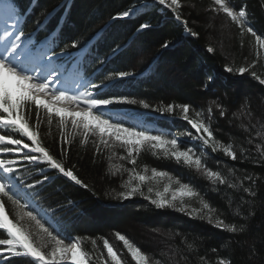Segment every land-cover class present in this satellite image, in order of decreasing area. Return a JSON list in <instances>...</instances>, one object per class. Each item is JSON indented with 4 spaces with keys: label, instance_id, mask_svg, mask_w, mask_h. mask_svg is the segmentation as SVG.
<instances>
[{
    "label": "trees",
    "instance_id": "1",
    "mask_svg": "<svg viewBox=\"0 0 264 264\" xmlns=\"http://www.w3.org/2000/svg\"><path fill=\"white\" fill-rule=\"evenodd\" d=\"M59 2L16 0L19 9L26 15L25 29L31 30L33 21L41 12ZM231 3L237 9L246 4V18L258 33L264 34V0H231ZM132 4L140 8L137 15L112 19ZM181 4L180 11L188 21V27L199 33L198 38L187 34L183 25L174 19L173 13L162 6H155L153 0H71L69 11L65 13L63 9L59 10L46 31L54 30L64 18L59 35L61 47L74 39L82 38L83 42L99 33L93 41L92 56L88 57L92 63L86 67L85 79L99 83L106 75L127 70L133 75L117 80V86L107 90V95L142 99L153 108L187 103L192 108L204 110L205 115L207 108L212 106L214 135L225 143L231 138L234 144H243L245 148L252 149L254 156L258 155L255 148L244 140L247 133L238 127L241 122L247 123V120L243 117L232 119L231 123L229 120L246 99L255 117H264V85L259 84L249 73L241 76L227 73L224 69L226 65L254 63V70L264 77V49H260L258 54L253 46L255 38L248 33H245L242 44L239 27L225 14L211 11V0H181ZM144 22H148L151 27L137 31ZM45 34L44 31L40 32L37 39L43 38ZM165 42L168 43L167 48L162 47ZM207 46L213 47L214 52L209 53ZM69 51L74 52L75 49ZM96 56L103 57L105 63H98ZM213 101L226 107V116L220 117ZM110 107L130 116H140L179 138L186 136L180 135L185 129L195 133L181 119L166 120L158 113L137 105ZM41 116L44 117L42 109ZM40 131L43 142L60 158L61 137L55 119L51 129L42 124ZM49 132L48 136H44ZM82 139L81 135H76L70 146L64 144L69 149L65 167L75 165L74 172L91 190L55 174V170H49L53 180L36 197L37 204L54 217L65 235L95 238L96 247L103 250L104 257L107 254L103 249V238H107L116 250L122 252L127 264L134 262L123 248V243L116 239V232L126 235L145 253L154 254L162 264H169L170 259L176 264H206L201 261L205 254L211 264H218L221 257L230 258L231 264H264V165L255 166L251 160L241 162L239 158L232 161L221 153H210L206 160L210 169L219 168L225 174L227 169L224 163L238 169L237 176H243V170L258 176L257 195L251 197L243 190L227 189L226 186H219V192L213 191V185L202 174L172 160L156 159L146 152L138 158V170L148 165L149 168L167 170L182 182H190L212 206L223 213L221 218L227 223H233L238 228L244 226L243 232L232 234L171 208L156 209L139 195L126 201L114 199L116 192L122 190L120 184L128 178V174H106L109 163L107 150L101 146L102 154L94 157V146L90 142L82 145ZM196 146L199 151L200 142ZM117 151L124 154L122 150ZM217 161L224 163L218 164ZM116 162L132 167L124 161H113ZM248 183L245 181V186ZM225 192L227 195H224ZM229 197L232 198L231 206L227 203ZM241 197L251 203L241 204ZM238 207L239 216L235 214ZM226 243L227 247H222ZM189 244H194L199 251H189ZM83 246L92 252L96 264H104L103 257L97 261L91 239L84 240ZM213 248L218 251L212 252ZM161 250L167 255L161 254ZM4 255L9 254L5 252ZM0 262L6 264L5 261ZM108 264H111L110 260Z\"/></svg>",
    "mask_w": 264,
    "mask_h": 264
},
{
    "label": "snow or ice",
    "instance_id": "2",
    "mask_svg": "<svg viewBox=\"0 0 264 264\" xmlns=\"http://www.w3.org/2000/svg\"><path fill=\"white\" fill-rule=\"evenodd\" d=\"M153 3L170 10L174 19L183 25L185 32L198 38L199 33L188 27V21L180 11L181 0H153ZM70 4L71 0H60L51 9L43 10L33 21L31 30H26V15L19 9L16 0H0V261H5L6 264H96L92 252L83 246L84 240L91 239L97 261L103 257L104 264H108L109 260L111 264H127L122 252L116 250L107 238H103V249L107 253L104 257L103 250L96 247L95 238L65 235L54 217L36 202L43 187L53 180L49 170H55V174L62 175L81 188L91 190L74 172L75 165L65 167L69 149L64 144L70 146L76 135L83 137L80 141L82 145L90 142L94 146V157L102 154L101 146L107 150L109 163L106 174H128V178L120 184L122 190L116 192L114 199L126 201L139 195L156 209H174L189 217L205 220L223 232H243V225L238 228L233 223H227L221 218L223 213L212 206L190 182H182L167 170L149 168L148 165L138 170V158L146 152L156 159L172 160L202 174L213 185V191L219 192V186H226L227 189L243 190L248 196L255 197L258 176L247 170H243V176H237L238 169L217 161L218 164L224 163L227 169L225 174L219 168L210 169L206 160L210 153H221L232 161L239 158L241 162L251 160L255 166L264 165V117H255L246 99L229 120V123L232 119L239 120L242 117L247 120V123L241 122L238 127L247 133L244 140L255 148L258 155L254 156L251 148L234 144L231 138L225 143L214 135L212 123L215 116L212 106L207 108L205 115L204 110L192 108L187 103L153 108L142 99L107 95V90L117 86V80L131 77L133 73L127 70L115 71L104 76L99 83L85 79L86 67L92 63L88 57L92 56L93 41L99 33L86 41L82 42V38H77L61 47L59 35L64 18H61L54 30L46 31L56 13L61 9L67 13ZM139 11L140 8L132 4L112 19L129 18ZM211 11L223 12L239 27L242 44L245 33H248L255 38L253 46L258 54L260 49H264V34L258 33L246 18V4L237 9L231 0H212ZM150 27L148 22H144L137 31ZM42 31L46 34L38 40L37 36ZM162 47L167 48L168 43L165 42ZM206 50L214 52L211 46H207ZM96 61L105 63V59L99 56H96ZM254 69V63H246L242 66L226 65L224 70L241 76L249 73L259 84L264 85V77ZM211 79L210 77L209 80ZM53 84L60 86L52 87ZM42 96H51V100L42 99ZM65 102H71L80 111L54 107ZM212 103L220 117L227 115V109L222 103ZM114 105H137L158 113L166 120H183L195 133L185 129L180 135L188 136L191 141H199V151L195 145L185 146V142L174 133L149 128L142 120L129 118L110 107ZM41 109L44 117L41 116ZM54 119L61 137L60 158L43 142L40 131L42 124L51 129ZM49 134L50 132L45 133L44 136ZM118 149L124 154H120ZM113 161H124L132 167ZM245 181L249 182L247 186ZM240 202L251 203L243 197ZM227 203L231 206V197ZM235 214L241 215L239 207ZM115 237L123 242V248L130 254L134 264H162L154 254L145 253L126 235L116 232ZM222 247L226 248L227 243ZM188 249L199 251L194 244H189ZM211 251L218 250L213 248ZM5 252L9 255L5 256ZM161 254L167 255L162 250ZM201 261L211 264L206 254L201 257ZM169 264L176 262L170 259ZM218 264H231V260L221 257Z\"/></svg>",
    "mask_w": 264,
    "mask_h": 264
},
{
    "label": "rangeland",
    "instance_id": "3",
    "mask_svg": "<svg viewBox=\"0 0 264 264\" xmlns=\"http://www.w3.org/2000/svg\"><path fill=\"white\" fill-rule=\"evenodd\" d=\"M212 1V0H211ZM222 14H224L223 12H221ZM55 85V84H53ZM69 88H71V84L69 85ZM66 103H69V102H66ZM59 105V104H58ZM70 106H72V103L70 102ZM72 111H80V108H78L77 106L73 105L71 108H70ZM143 121V120H142ZM131 122V121H130ZM144 122V121H143ZM149 128H153V129H157V130H161V129H158L157 127H155L153 124L151 123H148V122H144ZM182 141L185 142V146H192V145H197L199 143V141H191L190 138L188 136H184L183 138H180ZM197 147V146H196ZM122 242V241H120ZM123 243V242H122ZM107 254V253H106ZM130 256V254H129Z\"/></svg>",
    "mask_w": 264,
    "mask_h": 264
},
{
    "label": "bare ground",
    "instance_id": "4",
    "mask_svg": "<svg viewBox=\"0 0 264 264\" xmlns=\"http://www.w3.org/2000/svg\"><path fill=\"white\" fill-rule=\"evenodd\" d=\"M60 85H52V87H59ZM69 90H71V88H69ZM42 99H45V100H51V96H47V97H41ZM74 104H72V106H73ZM72 106H70V105H68L66 102L65 103H61V104H56V105H54V107H59V108H63V109H65V110H67V111H72L70 108L72 107ZM73 112H76V111H73Z\"/></svg>",
    "mask_w": 264,
    "mask_h": 264
}]
</instances>
